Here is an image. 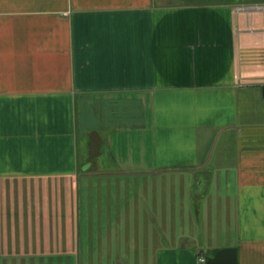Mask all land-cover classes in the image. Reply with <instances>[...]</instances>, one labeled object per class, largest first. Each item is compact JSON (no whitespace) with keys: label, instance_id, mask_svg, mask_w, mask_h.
Returning a JSON list of instances; mask_svg holds the SVG:
<instances>
[{"label":"crops","instance_id":"crops-1","mask_svg":"<svg viewBox=\"0 0 264 264\" xmlns=\"http://www.w3.org/2000/svg\"><path fill=\"white\" fill-rule=\"evenodd\" d=\"M263 89L264 0H0V255L51 184L96 264H264Z\"/></svg>","mask_w":264,"mask_h":264},{"label":"rangeland","instance_id":"rangeland-1","mask_svg":"<svg viewBox=\"0 0 264 264\" xmlns=\"http://www.w3.org/2000/svg\"><path fill=\"white\" fill-rule=\"evenodd\" d=\"M200 1V0H195ZM50 187L49 189L44 188L41 192H36L31 194H35L34 198L31 199L32 206L30 205V209L24 210L23 214L20 210H15V217L17 218L16 226H14L15 231L17 233H31L34 239L27 240L26 245L22 247V242H17L19 245L18 254L16 256L11 255L8 257H4L0 255V264H96L97 261H93L94 258H104L106 252H98L93 254L89 251H86V248H82L81 250H75L72 247L71 241L72 238H65V246L59 245V241L62 240L57 237L56 233L62 229H73L77 227V222L73 220L71 212L69 211L70 206L67 207V210L62 209L61 219L59 216V209L56 206V198L57 193L51 184L46 185ZM127 188L129 192L133 191V185L128 184ZM14 189V188H13ZM16 191V189H14ZM161 192V193H160ZM16 193V192H15ZM17 194V193H16ZM15 194V195H16ZM30 194V195H31ZM37 194V195H36ZM164 187L163 191H159V195L161 198H164ZM56 195V197H55ZM38 197V200L36 199ZM28 195L25 194V200H27ZM161 200V199H160ZM162 200V204H165ZM69 205V204H68ZM81 217L79 219V228L83 229L86 227L95 226V221L93 223L87 219V215L83 212L80 214ZM21 216V217H20ZM129 216V223L131 221ZM24 219L25 222L21 221ZM99 223H103V221H98ZM11 227V226H10ZM45 233L47 238H37L39 234ZM187 242L186 239H184ZM184 242V243H185ZM22 247V249H21ZM24 249V250H23ZM4 254V252H2ZM109 254L116 253V251L108 250ZM147 256V254H146ZM101 262V261H100ZM115 264H122L120 261H116ZM141 264V263H137ZM142 264H150L149 261H145Z\"/></svg>","mask_w":264,"mask_h":264},{"label":"built area","instance_id":"built-area-1","mask_svg":"<svg viewBox=\"0 0 264 264\" xmlns=\"http://www.w3.org/2000/svg\"><path fill=\"white\" fill-rule=\"evenodd\" d=\"M263 93H264V89H263Z\"/></svg>","mask_w":264,"mask_h":264}]
</instances>
